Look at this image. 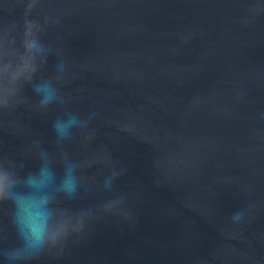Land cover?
Returning <instances> with one entry per match:
<instances>
[{
    "label": "water",
    "instance_id": "water-1",
    "mask_svg": "<svg viewBox=\"0 0 264 264\" xmlns=\"http://www.w3.org/2000/svg\"><path fill=\"white\" fill-rule=\"evenodd\" d=\"M26 21L65 103L0 107V174L76 181L49 211L68 235L27 264H264V0H0V43ZM66 111L86 124L58 139Z\"/></svg>",
    "mask_w": 264,
    "mask_h": 264
},
{
    "label": "clouds",
    "instance_id": "clouds-1",
    "mask_svg": "<svg viewBox=\"0 0 264 264\" xmlns=\"http://www.w3.org/2000/svg\"><path fill=\"white\" fill-rule=\"evenodd\" d=\"M33 5L29 4V8ZM39 26L26 21L19 44L15 39L0 43V107H8L17 101L25 87H31L37 97V106L47 110L53 104L63 105L64 99L56 86L64 78L66 62L60 59L51 77L40 75L41 67L47 62L53 48L46 45L39 36ZM55 55L62 56L59 49ZM86 120L76 113L66 111L57 118L53 129L58 139H67L72 130ZM46 155V153H44ZM57 174L47 163L37 171L21 176L18 171L0 174V203L11 205L10 222L17 240L16 247L0 249L6 264H27L44 251L55 247L68 233L51 234L48 227L50 205L57 191L71 194L76 181L73 168L66 166L57 183ZM240 219V214L233 217Z\"/></svg>",
    "mask_w": 264,
    "mask_h": 264
}]
</instances>
